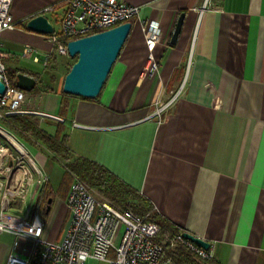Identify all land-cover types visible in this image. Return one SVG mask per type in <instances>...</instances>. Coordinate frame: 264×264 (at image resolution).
<instances>
[{
	"label": "crops",
	"instance_id": "1",
	"mask_svg": "<svg viewBox=\"0 0 264 264\" xmlns=\"http://www.w3.org/2000/svg\"><path fill=\"white\" fill-rule=\"evenodd\" d=\"M120 1L138 7L137 16L94 100L63 94L55 74L48 82L57 56L44 69L45 35L25 27L42 15L57 32L64 0L11 1L14 26L0 35L3 62L8 75L30 76L40 89L26 93L22 106L39 114L22 116H33L50 136L60 125L73 156L96 163L132 189L156 223L209 243L213 263L264 264V0ZM51 6L54 13L43 14ZM181 13L182 27L171 45ZM150 23L161 34L152 52L158 65L152 77L145 70L142 36ZM25 46L38 51L40 63L20 57ZM44 86L52 90L43 91ZM177 92L159 117L144 120ZM0 129L11 137H29L6 122ZM30 141L41 151L29 155L48 177L42 195L52 199L51 209L38 214L46 225L44 238L54 242L66 221L69 185L61 187L62 163ZM51 161L61 167L54 175ZM10 238L0 234L3 262L11 252L23 254L20 246L13 250Z\"/></svg>",
	"mask_w": 264,
	"mask_h": 264
},
{
	"label": "built area",
	"instance_id": "2",
	"mask_svg": "<svg viewBox=\"0 0 264 264\" xmlns=\"http://www.w3.org/2000/svg\"><path fill=\"white\" fill-rule=\"evenodd\" d=\"M11 1L0 0V35L14 26L9 14ZM60 7L64 11L59 30L44 36L49 45L41 61L44 69L52 56L69 58L68 42L131 23L138 12V7L120 0H64ZM56 9L46 7L43 14H52ZM142 36L149 64L145 70L152 77L158 70L152 52L160 42V30L150 23L142 27ZM37 54L35 48L25 46L20 57L38 64ZM6 58L0 52V82L5 88L0 95V122L11 116L39 114L22 110L27 94L11 86L3 62ZM178 95L179 92L167 104L157 106L144 120L159 117ZM47 181L26 149L0 129V234L12 236L13 250L20 246L23 251L9 253L4 264H84L88 260L105 264H172L166 258V248L177 245L186 247L200 260L213 257L209 248L204 250L189 242L181 232L160 237V228L148 220V214L140 217L129 210L120 211L98 200L78 180L71 183L65 198L67 217L59 240L47 241L46 225L38 214L39 198Z\"/></svg>",
	"mask_w": 264,
	"mask_h": 264
},
{
	"label": "trees",
	"instance_id": "3",
	"mask_svg": "<svg viewBox=\"0 0 264 264\" xmlns=\"http://www.w3.org/2000/svg\"><path fill=\"white\" fill-rule=\"evenodd\" d=\"M74 62L75 58L68 66V70ZM54 69L55 68L52 67L51 71H54ZM8 78L11 86L15 87L16 75H8ZM49 81L50 83L54 82L53 75L50 77ZM42 89L43 91L52 90L49 86H44ZM38 90L40 89L33 88L30 93H35ZM62 108L61 113L65 111V107ZM5 122L6 125L16 129L26 136H29L28 138L40 144L52 156L53 160L62 163L64 173L61 187L63 189L68 187L71 179L76 178L114 208L120 211L129 210L140 217L148 214V220L160 228V237H163L164 235L172 237L180 232L177 229L156 223L153 220L151 209L146 201L105 169L85 158L73 156L66 146V135L63 134L60 125L58 126L56 133L53 136H50L38 128V123L33 116H11ZM48 197L49 196L46 198ZM41 214L44 213L41 212ZM166 258L169 259L172 264H215L212 260H200L182 245H177L174 248H166Z\"/></svg>",
	"mask_w": 264,
	"mask_h": 264
},
{
	"label": "water",
	"instance_id": "4",
	"mask_svg": "<svg viewBox=\"0 0 264 264\" xmlns=\"http://www.w3.org/2000/svg\"><path fill=\"white\" fill-rule=\"evenodd\" d=\"M183 20L184 13H181L171 35V45H174L177 40ZM25 27L36 34L51 35L53 33L52 25L42 15L30 19ZM131 27L132 24L127 22L109 30L68 42V57L75 58V62L63 79L61 92L82 99H96L118 58ZM35 84V79L30 76L21 73L16 75L15 87L25 93H30ZM4 90V85L0 82V95L4 93ZM51 204L52 199H47L44 214L49 213ZM182 237L204 250L210 246L209 243L188 233H183Z\"/></svg>",
	"mask_w": 264,
	"mask_h": 264
},
{
	"label": "rangeland",
	"instance_id": "5",
	"mask_svg": "<svg viewBox=\"0 0 264 264\" xmlns=\"http://www.w3.org/2000/svg\"><path fill=\"white\" fill-rule=\"evenodd\" d=\"M52 27H53V29H54V31H56L57 30V28H56V26H55V24L53 23L52 24ZM74 59H70V58H66V57H60V56H57V59H56V63H55V65H54V71H48L47 72V75H48V78H49V80H50V77L52 76V75H54L55 74V76L57 77V85H58V87L59 86H61V88H62V83H63V79H64V77H65V75L67 74V72L69 71L67 68H68V66L72 63V61H73ZM30 63L28 62L27 63V65L28 66H30L29 65ZM32 65V64H31ZM33 68L35 67V68H37L38 69V67H36V66H32ZM34 68V69H35ZM48 80V82H50ZM108 80V79H107ZM107 80H106V82H107ZM14 137V139L17 141V142H19L28 152H29V154L31 155V156H33L36 152H38V151H41V149L38 147V146H36V145H34L30 140V138H28V137H15V135H13ZM24 138V139H23ZM50 163V165L53 167V169H55L56 171H54V173H53V175L54 174H56V172H60V169H61V167L57 164V163H55V162H53V161H51V162H49ZM62 172V171H61ZM46 176V175H45ZM47 177V176H46ZM47 180H48V177H47ZM75 180H78V179H76V178H73V179H71L70 181H69V187H70V185H71V183L73 182V181H75ZM47 186H48V181H47V183H46V185L44 186V194H45V189L47 188ZM69 189V188H68ZM68 192V191H67ZM94 194V196L98 199V200H102L100 197H98L97 196V194L94 192L93 193ZM43 196H41L40 195V198H39V204H38V210L39 211H41V212H44L45 211V207H46V198H42ZM49 199V198H48ZM26 206V205H25ZM43 215V214H42ZM9 243L11 244V243H13V237L11 236V238H10V241H9ZM0 244H2V242L0 241ZM7 244V243H6ZM8 245V244H7ZM1 255H2V250L0 249V264H4V262H3V260L1 261Z\"/></svg>",
	"mask_w": 264,
	"mask_h": 264
},
{
	"label": "flooded vegetation",
	"instance_id": "6",
	"mask_svg": "<svg viewBox=\"0 0 264 264\" xmlns=\"http://www.w3.org/2000/svg\"><path fill=\"white\" fill-rule=\"evenodd\" d=\"M48 198H46V201H47Z\"/></svg>",
	"mask_w": 264,
	"mask_h": 264
}]
</instances>
